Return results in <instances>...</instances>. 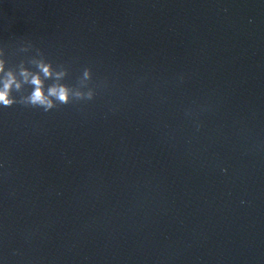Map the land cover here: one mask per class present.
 <instances>
[{
	"label": "water",
	"instance_id": "obj_1",
	"mask_svg": "<svg viewBox=\"0 0 264 264\" xmlns=\"http://www.w3.org/2000/svg\"><path fill=\"white\" fill-rule=\"evenodd\" d=\"M37 49L95 98L0 107V264H264V0H0Z\"/></svg>",
	"mask_w": 264,
	"mask_h": 264
},
{
	"label": "clouds",
	"instance_id": "obj_2",
	"mask_svg": "<svg viewBox=\"0 0 264 264\" xmlns=\"http://www.w3.org/2000/svg\"><path fill=\"white\" fill-rule=\"evenodd\" d=\"M31 48L32 45L28 44L20 51L28 52ZM36 56L39 58L33 57L27 62L21 61L16 66L8 67L7 60L3 58L5 51L0 50V107L11 108L19 104L50 112L61 105L94 100L95 90L89 88L91 69L83 71L76 86H69L63 83L68 76L64 65L53 67L39 49L36 50ZM26 63L35 68V71L30 70ZM49 80L52 81L51 84L46 83ZM26 87L31 89L27 94ZM14 93L19 94V98Z\"/></svg>",
	"mask_w": 264,
	"mask_h": 264
}]
</instances>
